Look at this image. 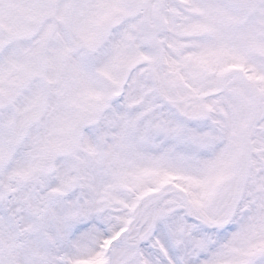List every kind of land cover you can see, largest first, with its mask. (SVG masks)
Wrapping results in <instances>:
<instances>
[{"label":"snow or ice","instance_id":"1","mask_svg":"<svg viewBox=\"0 0 264 264\" xmlns=\"http://www.w3.org/2000/svg\"><path fill=\"white\" fill-rule=\"evenodd\" d=\"M0 264H264V0H0Z\"/></svg>","mask_w":264,"mask_h":264}]
</instances>
